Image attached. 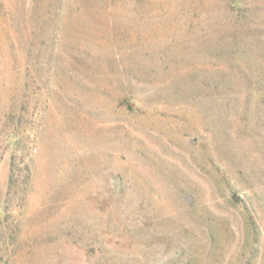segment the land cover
<instances>
[{
    "label": "rangeland",
    "instance_id": "374dc122",
    "mask_svg": "<svg viewBox=\"0 0 264 264\" xmlns=\"http://www.w3.org/2000/svg\"><path fill=\"white\" fill-rule=\"evenodd\" d=\"M0 264H264V0H0Z\"/></svg>",
    "mask_w": 264,
    "mask_h": 264
}]
</instances>
